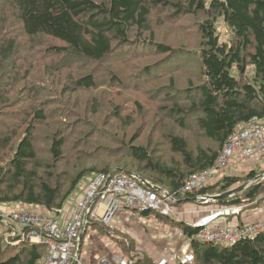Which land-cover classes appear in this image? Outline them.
Masks as SVG:
<instances>
[{
    "label": "trees",
    "instance_id": "trees-1",
    "mask_svg": "<svg viewBox=\"0 0 264 264\" xmlns=\"http://www.w3.org/2000/svg\"><path fill=\"white\" fill-rule=\"evenodd\" d=\"M1 7L15 15L18 26L11 30L14 33L11 38L2 37L0 28V123L6 118L4 123L11 127L25 117L28 122L18 133L0 131V205H37L57 213L81 181L98 173H125L148 180L157 188L177 192L176 206H180L193 199V195L179 193L190 175L213 164L239 125L255 117L264 118V0H0V18ZM153 15L157 18L155 24L151 21ZM179 20H183V27ZM221 20L230 33L229 42H221L217 34V23ZM162 24L185 29V37H193L195 42L191 46L186 43L171 46L156 40V26ZM131 47L151 48L157 54V64L151 72L175 69L185 57L196 60L195 72L187 79L186 87L178 88L172 75L158 94L171 103L163 106L162 112H166L174 127L167 133L160 132L159 127L154 128L157 121L153 119L147 143L138 144L140 137L134 135L129 142L121 143L113 155L115 161H97L95 166L84 167L76 175L63 179L58 166L63 159L64 138L57 133L46 134V159L40 157L34 143L37 128L40 134L48 122L46 99L52 100L49 93L37 88L41 73L46 68L65 70L69 86H62L60 94L66 89L95 90L98 82L93 73L73 78V71L79 72L80 64L86 63L96 68L112 59L117 51ZM18 63L26 64L23 73L18 71ZM149 64L145 65L147 71ZM152 93V100H156V92ZM11 94L13 105H8ZM181 98L187 102L180 103ZM99 101V98L91 100L96 104L92 115H97ZM18 104L27 107L29 113L18 112L15 109ZM136 104L139 106L138 101ZM109 107L114 120H122L120 126L124 128L130 125V116L147 110L131 109L132 113L122 119L118 104L111 103ZM193 126L196 134L215 148H191L188 135L180 133ZM154 133L168 145L174 164L166 165L162 158H157V148L149 141ZM3 150L12 152L6 162L1 160ZM261 177L264 179V174L258 177L252 170L246 174L248 183L242 185L239 176L223 175L203 193L215 196L245 186L240 193L212 205L258 204L259 196L264 194ZM160 219L182 229L190 239L196 232L183 222ZM117 240L132 254L131 260L136 255L142 256L135 264H153L143 251L136 249L133 239L124 236ZM82 247L83 239L80 251ZM44 254L43 244L12 237L9 227L0 234V264H41ZM189 257L196 264H264V232L253 240L229 246L191 240Z\"/></svg>",
    "mask_w": 264,
    "mask_h": 264
},
{
    "label": "rangeland",
    "instance_id": "rangeland-1",
    "mask_svg": "<svg viewBox=\"0 0 264 264\" xmlns=\"http://www.w3.org/2000/svg\"><path fill=\"white\" fill-rule=\"evenodd\" d=\"M151 21L154 24L157 22L155 15L152 16ZM182 21L183 20L177 21L181 27H183V24L181 23ZM16 25L18 26V20L15 15L1 7L0 28L2 37H13L14 33L11 30H13ZM217 25V34L220 41L229 42L231 36L222 20L218 21ZM184 31L186 30L184 29L182 31L174 24L170 26L162 24L160 27L156 26V40L158 39V41L171 46H178L181 43H186L188 46L193 45L195 38L185 37V34L183 33ZM59 59L60 58H58V60ZM157 59V54H155L151 48L131 47L126 50L123 49L117 51L112 59L100 64L96 68H94V64L91 63H86L85 65L80 64L82 66L80 67L81 70H79V72L73 71L71 77L75 78L77 75L82 76L83 74L91 72L96 77L98 87L95 90L92 89L89 91L66 89L63 94L59 93V89L65 85H67V87L69 86L68 75L65 73V70L61 71L60 68H50L48 71L46 68L43 71V75L41 73L40 85H38L37 88L49 93L52 100L46 99L48 102L45 105L46 112H48L47 124L43 127L40 134L37 133L38 128L35 133L34 143L36 148H38L40 157L46 159V134L57 133L61 135V137L64 138L65 144L63 148V159L58 166V171L63 175V179H67L76 175L84 167L92 165L95 166L94 164L97 161H115L116 158L113 155L118 151L121 143L123 141H128L129 138L134 135L140 137L138 144L142 145L147 143V134L149 131L151 132L149 125L153 119L157 121V123L154 124V128L157 129V127H159L157 130L160 132L167 133L171 127L173 128V121L167 118L165 111L162 112V107L171 103L162 98L164 95L158 94L162 91L161 87L168 83L169 77L172 75L175 77L176 86L178 88L182 89L186 87L185 83L187 79L192 77L195 72L196 67H194V64H196V60L185 57L184 61L180 62V66L175 69L166 70L161 68L151 72L157 64ZM26 60H28L29 63L31 62L30 59ZM18 62L23 61L18 60ZM147 64H149V71L145 70V65ZM23 66H26V64L23 63ZM23 66L20 63L17 64V69L20 73L24 72ZM249 71L250 69H248V72ZM66 72L69 73L67 68ZM149 72L151 73L147 74ZM37 73L40 74V68L37 69ZM232 74L238 76L235 71H233ZM11 75L13 77L14 73ZM246 75H248V73H246ZM4 83H6V80H4ZM152 92H156V100H152ZM9 97L10 102L8 105H13L11 104L13 94L9 95ZM94 98H99L100 100V108H98V112H96L97 115L91 114V112L93 113V109L96 105L91 102ZM18 101L19 99L16 100L14 104H17ZM136 101L139 102V106L136 104ZM183 102H187V100H185V98H181L180 103ZM111 103L118 104L121 107L119 114L122 119L125 118L124 116L126 114L132 113L131 109L138 111L139 108L141 111H144L145 109L147 110L145 113L138 116H130V125L124 128L123 126H120L123 121L114 120L112 113H110L111 110L109 104ZM22 105L25 106V103ZM15 109L18 112L21 110L22 113L28 108H22V106L18 104ZM26 111V113H29L30 110ZM5 120L6 118L2 119L0 123L1 134L6 133L5 130H13L18 133L20 128L28 122V118L25 117L18 122V124L8 127L4 123ZM192 125H194V123ZM194 129L195 128L193 126V128L180 133L188 135L187 140L191 148L195 149L198 146L204 149L215 148L213 143L205 141L198 134H196ZM149 141H151V145L154 146L155 149L157 148V158H162L166 165L174 164L171 160L173 155L169 152V147L162 137L158 136L157 133H154L153 137H151V140ZM11 155V150H3L1 152V160L6 162V159ZM121 155L122 153H119L118 156L120 157ZM174 157L176 160L180 161L179 156L174 155ZM253 160L255 161L248 163L245 159H243L237 164L228 165L225 168V175L222 172L219 173V176L216 174L211 180V184L217 182L220 177H223L222 175L228 176L232 171V174L242 178V185L248 183L249 180H246V174L252 170H255L258 177L262 176L264 174V154L262 157ZM233 165L236 166L235 170L232 169ZM263 180V177H261V181ZM86 182L87 179L81 181L79 185ZM252 185L253 184L248 187H251ZM259 200L258 204L255 202L249 206L241 207H244V212L260 208L264 205V194L259 196ZM186 204L187 205L182 203L180 205V209L184 206V210L193 209V213L191 215L182 216L184 217V220L196 221L200 217L207 215L208 212L206 211L208 209L214 208L213 205L204 206L194 203ZM14 205L15 204L0 205V212L2 211L8 213L9 210H13L10 206ZM117 218L123 219L124 216L119 214ZM5 226L6 225L4 224L0 226V234L6 230ZM138 231L139 230L135 228L130 235L136 239L137 235L140 233ZM126 234H128V232H126ZM110 238L111 236L101 230L98 226L93 227L88 225L83 240V247L81 249V258L85 255H90L91 264H97L99 254L106 251L108 252V257H106L107 260L113 264L114 262L112 258L115 255H118L122 260L126 261L128 258V252H126V254L123 253V246L120 245L119 240L115 239L118 243L111 244L112 238ZM135 246L137 248V246L140 245H136L135 242ZM146 256L149 258L148 254H146ZM139 257L142 258V256L136 255V258L134 259L135 263L138 262ZM186 260L187 264H196L190 257Z\"/></svg>",
    "mask_w": 264,
    "mask_h": 264
},
{
    "label": "built area",
    "instance_id": "built-area-1",
    "mask_svg": "<svg viewBox=\"0 0 264 264\" xmlns=\"http://www.w3.org/2000/svg\"><path fill=\"white\" fill-rule=\"evenodd\" d=\"M264 154V118H252L237 127L229 136L213 164L193 173L179 193L193 195L192 203L212 206V196L203 193L211 180L233 161L245 159L254 162ZM235 168V167H233ZM177 192L157 188L152 182L125 173H98L79 185L57 212H49L37 205L15 204L8 213L0 212V226L9 227L10 235L27 243L43 244L45 254L41 264H90L78 255L80 235L88 225L96 224L110 236L124 237L131 234L134 222L164 240L168 251L153 260V264H181L187 262L191 240L205 244L229 246L242 240H253L264 232V221L238 223L236 217L244 207H217L208 209L207 215L186 226L196 229L191 239L180 228H164L149 221L179 219L176 211ZM8 205V204H3ZM124 216L118 219V215ZM144 214H147L146 216ZM8 225V226H7ZM128 232V234H126ZM182 243L179 251L177 243ZM81 252V251H80ZM115 264H135L133 260L113 259ZM97 264H113L100 257Z\"/></svg>",
    "mask_w": 264,
    "mask_h": 264
},
{
    "label": "crops",
    "instance_id": "crops-1",
    "mask_svg": "<svg viewBox=\"0 0 264 264\" xmlns=\"http://www.w3.org/2000/svg\"><path fill=\"white\" fill-rule=\"evenodd\" d=\"M239 162H235L233 161L232 164H237ZM252 163V162H250ZM232 167H235V165H233ZM235 168H232L233 170H235ZM222 173H224L225 175V169L223 171H220ZM219 172V173H220ZM219 173H218V176H219ZM233 173V171L231 172V174ZM229 174V175H231ZM234 175V174H232ZM223 176V175H222ZM186 203H192L191 202H186ZM186 203L183 202V204L187 205ZM3 205V204H1ZM12 205V204H10ZM214 207L216 205H213ZM12 207V206H10ZM184 207V206H183ZM180 209V206H177L175 209L177 212L179 213H182L179 217V219L177 218H174V219H170V220H176V221H179V222H183V223H186V224H190L192 223L193 221L195 220H184V217L182 216H186V215H191L193 213V209H188V210H184L185 208ZM245 209L238 215V217H236L238 223L240 224H249V223H252L253 221H264V205L261 206L260 208H255L253 210H250V211H246L244 212ZM157 220H152V221H149V224L150 226L154 225L156 222L157 224L159 225H164V228L166 229H170V228H173L172 226H170L169 224H167L165 221L161 220L158 216L156 217ZM132 224H130V226L133 228H137L140 232L139 235H137L136 239H134L131 235L127 236V237H130V238H133L134 240V243L136 242V245H140V246H137V250L140 251V248L141 250H143V252H145L146 254H148L149 258L153 261V260H156L158 259L159 257L165 255L168 251V248H167V244L164 240H160L159 238H157V235L155 234H152L151 232H149L148 230L146 229H142V228H138L137 225H135L134 222H131ZM101 230H103L104 232H106L103 228L99 227ZM133 228V230L135 229ZM174 228H178V227H174ZM135 233H136V230H135ZM85 234L86 232L83 234V240H84V237H85ZM112 238V239H111ZM111 244L113 243H118V241H116L117 239H122V237H119L116 235V238L112 237L111 236ZM116 239V240H115ZM182 246V243H177V247H176V250L179 251V248ZM124 254H126V251L123 249L122 250ZM81 253V252H80ZM132 254L131 253H128V258H127V261L130 260V256ZM86 261L88 263L91 264V257L90 255H85L84 256ZM102 257V258H105L107 260L106 257H108V252H101L99 254V258ZM116 257H118V255H115L113 256L112 260L115 259ZM109 261V260H108ZM114 262V261H113ZM115 264V263H114Z\"/></svg>",
    "mask_w": 264,
    "mask_h": 264
},
{
    "label": "water",
    "instance_id": "water-1",
    "mask_svg": "<svg viewBox=\"0 0 264 264\" xmlns=\"http://www.w3.org/2000/svg\"><path fill=\"white\" fill-rule=\"evenodd\" d=\"M244 188H245V186H241L239 188H235V189L229 190V191H227V192H225L223 194L212 196V201L213 202H218V201H221V200H226V199H228V198L240 193L241 191L244 190ZM82 239H83V235L81 234L80 235L79 249H78V252H77L78 255L80 254V248H81Z\"/></svg>",
    "mask_w": 264,
    "mask_h": 264
}]
</instances>
